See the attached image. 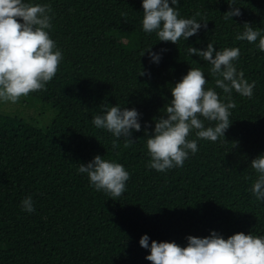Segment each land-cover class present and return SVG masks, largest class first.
<instances>
[{"label":"trees","instance_id":"trees-1","mask_svg":"<svg viewBox=\"0 0 264 264\" xmlns=\"http://www.w3.org/2000/svg\"><path fill=\"white\" fill-rule=\"evenodd\" d=\"M25 2L51 7L48 31L63 59L46 90L18 101L49 111L46 125L32 115L0 111V264H151L148 249L139 245L143 235L149 244L181 247L186 237L212 231L225 239L238 232L264 235V202L251 192L258 174L250 164L264 154V51L258 41L236 39L246 22L264 35V0H235L241 15L227 20L232 0H179L180 18L195 17L207 29L176 45L143 31L142 0ZM209 42L218 51L240 49L234 64L249 83L255 81L253 95L233 90L236 107L224 137L197 139L193 130L188 139L197 140L198 151L182 167L158 172L148 167L147 136L155 118L166 116L171 89L189 69L201 68L205 87L227 103L211 65L187 51L204 50ZM150 47L160 53L158 63L147 52L141 56ZM141 70L144 76H138ZM105 105L140 113L141 131L132 132L129 147L121 137L113 149L116 138L92 123ZM96 155L130 174L119 198L96 191L78 172ZM29 196L31 213L21 203Z\"/></svg>","mask_w":264,"mask_h":264},{"label":"clouds","instance_id":"clouds-1","mask_svg":"<svg viewBox=\"0 0 264 264\" xmlns=\"http://www.w3.org/2000/svg\"><path fill=\"white\" fill-rule=\"evenodd\" d=\"M179 0H142V28L145 33L155 32L158 40L177 44L183 38L196 35L201 28L207 29V22L180 18L177 10ZM230 3V10L224 18L231 19L241 15L239 7ZM49 5L26 3L25 0H0V101L16 103L31 92L46 90L45 86L57 74L62 52L50 37L52 17ZM200 15L199 12L196 13ZM244 31L237 40L256 43L264 51V35L244 23ZM165 51V50H161ZM189 56L195 55L211 65L210 72L215 77V87L227 94L225 103L214 88H206L207 80L201 68H190L171 89V101L166 107V116L155 118L153 133L148 137L146 147L151 157L148 167L158 172H166L182 167L189 153L198 151L197 140L188 139L195 130L197 139L217 141L230 127V109L236 104L231 99L233 90L241 96L251 98L255 81L249 83L244 72L237 71L234 61L240 57L238 47L218 51L209 42L206 49L187 48ZM148 53L150 61L158 63L160 53L151 47L142 52ZM140 71L138 76H144ZM140 113L135 109L108 107L104 114L93 117L97 129H106L116 139L112 148L119 147L117 140L125 138L124 147L134 141L130 139L133 131H141ZM203 118V119H202ZM204 120L216 122L215 126L205 127ZM251 167L258 178L251 192L258 201L264 202V154L251 161ZM79 173H86L90 184L96 191H104L111 198H119L126 190L130 174L124 166L96 155L87 164H79ZM26 212H33L31 196L22 202ZM187 244L181 247L175 242H156L149 244L147 235L141 236L139 245L148 249L145 257L151 264H264V235L256 236L235 233L227 239L212 231L207 237H186Z\"/></svg>","mask_w":264,"mask_h":264},{"label":"rangeland","instance_id":"rangeland-1","mask_svg":"<svg viewBox=\"0 0 264 264\" xmlns=\"http://www.w3.org/2000/svg\"><path fill=\"white\" fill-rule=\"evenodd\" d=\"M0 111L4 113H12L15 114L20 112L21 116L29 119L32 115L37 118V122L40 125H46L48 120L50 119L51 113L49 111H42L40 109H34L32 107H22L18 102L11 103V102H3L0 101Z\"/></svg>","mask_w":264,"mask_h":264}]
</instances>
